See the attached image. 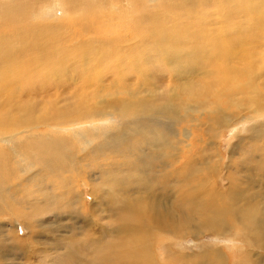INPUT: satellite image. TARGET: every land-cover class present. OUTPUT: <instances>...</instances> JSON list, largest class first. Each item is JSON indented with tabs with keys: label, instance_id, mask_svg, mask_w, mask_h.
Masks as SVG:
<instances>
[{
	"label": "bare ground",
	"instance_id": "1",
	"mask_svg": "<svg viewBox=\"0 0 264 264\" xmlns=\"http://www.w3.org/2000/svg\"><path fill=\"white\" fill-rule=\"evenodd\" d=\"M169 1L173 2V0ZM182 1L183 5L179 4L178 7L172 4L174 7L172 13L176 12L179 17H177L175 24H171L165 16H162L161 19L157 14L152 16L153 13H149L151 16H148V13L139 16L137 23H143L147 32L152 36L151 54L143 55L139 51L142 50L141 46L146 44L144 41L139 44L140 35L135 27L136 20L131 16L130 20H127L128 27L122 29L121 32L119 31L120 38L118 41L102 43L97 42L98 38L91 36L90 42L84 40L79 42L80 38H75V33H46L37 30L36 27L39 26V23L34 22V18L37 17V12H39L35 9L38 8L37 6H42L43 2L48 5V2H51L54 5L51 8L53 7L56 10V6L59 7V2L65 5L68 0H0V3L5 4L3 9H0V143L8 145L5 153L0 152V158L3 159L2 164L0 163V179L3 180L2 183L7 179L6 182L9 187H6V191L10 194L9 198L7 197L8 201L5 200L4 195L0 196V202L1 200L6 201L4 208L0 209V213L7 214L9 212L7 216L0 217V223L3 222L4 218L18 217L19 222L23 221L20 224L30 232L31 239L37 240L43 235V231L40 233L35 231L38 228L34 222L35 217L33 218L31 213H19L18 210L24 209L23 205L29 201V196L42 197L49 189L65 188L71 180L62 178V174L74 170H72L67 158L57 164L50 156V153L55 155L56 151L63 150L65 146L57 141L46 140L47 142L39 145L34 146V144L33 152L26 153L34 159H38L39 154H47V158L45 157V160L40 163L42 164L41 167L37 161V165L35 164L34 167L38 170L35 173L33 172L32 175L24 178V181L21 180V182L13 184L12 180L17 179V174H15L17 170L14 167V161L17 159L18 154L17 148L22 149L23 147L26 149L27 146L24 140L27 137L32 136L31 138L43 139L44 135L47 134L46 137L48 138L50 133L54 134L56 128L73 125L79 121H91L94 116L91 108L95 103L96 106L107 103L108 109L118 110V102L127 100L126 96L134 98L135 96H148L158 92L157 95L152 97V102L164 101L166 109H169L171 106L179 107L182 93L183 98L185 96L189 98V104L195 103L202 109L206 105L204 95L210 101L211 94H213L233 103L236 106L234 108L242 109L241 107L247 108L248 106V109L252 110V114L258 115V113H261L256 108L257 105L260 107L263 103L258 87L254 89V84L252 87L246 85L245 89H242L238 84H242L247 79H250L247 84H252L251 77L249 78L250 73L253 74V70L256 71V69L258 72L260 70L255 69L256 66L252 65V63L257 65V53L247 51L252 43L257 45L264 43V0ZM193 1H200L197 4L199 7L204 6L209 9L213 7L216 12L210 13L208 16L205 15L207 18L204 19L203 11L200 8L197 7L194 10L193 7H189L188 4ZM167 3L168 6H171L169 2ZM70 6L72 7L71 4ZM149 20L150 23L147 25ZM235 20L238 21L236 25ZM218 21L221 22L219 28L217 27ZM91 33L87 32V34ZM247 34H251L252 37H247ZM12 39L14 40L12 41ZM163 39L165 41L162 42ZM169 39H172L174 44H169ZM136 40L138 46L135 47ZM166 44L169 46L167 47ZM101 45L105 47V51H99ZM127 47L129 49L124 51ZM113 50L117 51L115 56L109 53ZM113 56L119 58L116 60L120 63H123L122 61L127 58L129 60L128 69L125 71L127 75L122 76L127 79L124 83L115 80H119V75H115L116 69L108 63L113 59ZM106 60L107 63H105ZM85 62L88 65L84 69ZM72 66H74V70L70 75L67 73V69ZM215 68H221L216 76H214ZM107 72L110 75H115V79L111 75L112 79L108 82L105 81L106 83H101V76L106 75ZM237 77L238 80H235ZM213 81L219 83L223 81V90L219 85L215 87ZM239 94L241 98L244 96L242 99L244 103L234 98ZM145 98L139 100L142 103H136L135 106L128 109L122 106L120 115L124 113V110L129 111V114L134 117H139V113H141L150 114L151 118H156L153 103H148V98L146 100ZM60 103H64L61 109L58 108ZM145 105L148 106L142 108ZM223 112L221 111V117L217 116L218 119L216 120V124L220 128L228 123L230 124L231 121L228 118L233 117L232 114L227 116ZM262 114H264L263 110ZM98 115L103 116V120H113L110 112L102 113V115L98 113ZM159 117V119L162 118ZM39 128H46L47 131L40 133L38 132ZM258 132L260 133V130ZM252 134L255 136V132L252 131ZM76 135V137L84 138L83 132H77ZM150 138L153 139L154 137ZM258 138L260 137L258 136ZM7 152L10 154H7ZM157 154V157L163 161L157 159L159 163L156 165L152 188L164 191L167 187H172L182 180L185 171L178 167L184 159L179 158V154L168 157L162 150ZM67 155L69 156L68 152ZM106 155L109 154H102L101 157L103 156V159H105L107 158ZM101 157L94 158L88 165L93 168L96 165L97 171L105 173L110 170V165L105 167L100 164ZM256 162L258 165L253 170L249 169L246 177L243 176L246 186L244 190H240L238 187L241 178L233 173L226 176L229 183V186L226 187L228 188L226 196L220 194L217 191L218 185L212 181L210 176L205 175L204 198L201 200L198 198L190 199L187 204L192 207L182 215L178 213L177 209H173L171 212L160 211V213H157L158 210L146 211L151 209L150 205L153 209L157 205L153 200L149 204V199L145 198L146 188L142 191V197L136 196L138 193L137 185L146 186L144 180L140 178L137 182L129 184L127 187L136 190H130V188H128V191L125 190L126 193L122 196L123 200H120L119 205L112 199L108 202L110 212L117 215L121 214V219L125 223L112 229L114 235H123L124 238L122 242L118 239L116 247H113V244L109 247L113 250L115 256L113 260L105 258V263L153 264L150 255V239L149 234H147L149 226L153 230L159 231V233L167 231L171 235L179 234L183 236L185 232H182L181 225L184 224V227L188 229V224L191 225V222L196 221L199 229H205L215 233V235H232L234 230H237V233L242 234L243 239L247 242L253 238L264 239V176L261 175L259 161ZM79 164L82 163L76 161V166L73 167L76 169ZM184 164V167L189 170L190 164L185 161ZM146 167H152V164L147 163ZM236 171L238 173L245 170L238 168ZM44 172L49 175L46 180ZM55 172L60 177V180L56 182L53 181ZM91 188L93 200L99 199V196L96 195L95 185H92ZM248 190L252 191L253 194H249ZM131 192L135 195H131ZM16 194L21 197L18 202L15 199ZM70 194L66 192L65 196L69 198ZM78 194L80 195L78 196ZM161 195H163V192H161ZM77 199H80V203L84 205L87 198L85 199L82 192H77ZM70 203L66 202L64 206L69 207L71 206ZM161 203L165 204L167 201L161 200ZM65 207H59V213H66ZM145 208L146 210H144ZM198 213L200 216L197 218ZM36 221L38 223V220ZM5 225L3 224V226ZM120 231L122 233H119ZM105 235L107 237V234ZM29 243L31 242H26L21 247L22 251L28 252V254ZM14 245L19 249V244ZM248 245L251 246L249 242ZM259 247L264 248L261 243ZM100 249L101 251L105 250L103 246H98L96 251L98 252ZM72 250L68 253L74 255L75 252ZM217 251H202L200 259L205 260V262L206 260L214 261L217 259V262H206L204 264H226L225 258L223 259L222 255L219 256ZM248 253L249 257L254 255L252 250ZM175 261L179 264H187L184 258Z\"/></svg>",
	"mask_w": 264,
	"mask_h": 264
},
{
	"label": "rangeland",
	"instance_id": "2",
	"mask_svg": "<svg viewBox=\"0 0 264 264\" xmlns=\"http://www.w3.org/2000/svg\"><path fill=\"white\" fill-rule=\"evenodd\" d=\"M167 2L171 6H168ZM48 3L49 5L43 2L42 6H37L38 8L35 9L39 11L37 12V17L34 18V22L39 23V26L36 27L37 30L50 34L75 33V38H80L79 42L82 40L90 42L91 36L98 38L97 42H116L120 38L119 31L121 32L122 29L128 27L127 22L131 16L136 20L137 25L135 24V27L137 33L140 35L139 44L142 41L146 44L141 46L142 50L139 51L143 55L151 54L152 36L147 32L146 26L143 23H137L139 16L145 13L151 16L150 14L153 13L152 16L157 14L160 19L162 16H165L171 24H175L179 17L176 12L172 13L174 10L173 5L177 7L179 4L183 5L182 0H173V2L169 0H68L65 5L59 2L60 8L55 5L56 10H54L53 7L51 8L54 5L51 2ZM198 3L200 1H193L188 5L189 7H193L194 10L198 7L203 11L204 17H199L205 19L210 13L216 12L213 7L210 9L204 6L199 7ZM4 5L0 3V9H3ZM171 16L173 18H169ZM149 23L150 20L147 25ZM220 23L219 21L217 22L218 28ZM237 23L238 21L235 22V25ZM87 32H92V35L87 34ZM247 37L252 36L251 34H247ZM138 42L137 40L135 41V47L138 46ZM169 44H174L172 39H169ZM260 45L252 43L249 45L247 51H254L258 55L257 65L256 63H252V65L256 66L255 69L258 68L260 70L259 72L257 69L256 71L253 70V74L250 73L249 75L253 85L247 84L250 79L244 81V84H238L242 89H245L246 85L252 87L255 84L253 88L258 87L257 89L260 90V98H263V103L260 107L258 105L256 107L261 112L258 115L252 114V110L248 109V106L247 108L241 107L242 109L234 108L236 106L233 103L228 102V100L226 101L224 98H218L213 94H211L210 101L204 95L206 105L202 108L203 110L195 103L189 104V98L187 96L183 98L182 93L179 104L180 108L171 106L169 109H166L164 101L152 102V97L158 94V92H155L153 95H139L134 98L126 96L127 100H120L118 102V110L108 109L107 103L101 106H96L95 103L92 106L93 108H91V112L94 115L91 121H79L73 125H64V127L56 128L57 130L53 132L54 134L50 133L48 138L46 137L47 134L44 135V140L37 137L31 138L32 136L27 137L28 139L25 138L24 141L28 150L26 151L23 147L22 149L17 148L18 154L17 159L14 161V167L18 172L15 171L17 179L12 180L13 184H17L21 180L24 181V178L29 177L33 172L35 173L38 170L34 167L37 165L36 162L38 161L39 166L42 165L40 163L42 160H45V157L47 158V154H39L38 159H34L26 153L33 152L34 144L36 146L50 140L53 142L57 141L65 146L63 150L56 151L55 155L50 153L53 160L58 164L59 161L66 160L67 158L74 171L71 172L69 170L70 172L62 174V178H69L71 180L66 187L64 186L65 188L49 189L42 197L29 196L30 202L28 201L29 203L27 202L23 205L24 209L18 210L19 213H31L33 218L35 217L34 222L36 223V227L38 226L35 231L39 233L43 231L45 233L40 238L37 240L31 239L29 236L30 232L20 224L23 221L19 222L18 217L11 216L3 219V222L0 223V264H106L105 258L113 260L115 256L113 250L109 249V247L112 244L113 247H116L118 239L122 242L124 238L123 235H114L112 229L125 223L121 219V214L117 215L110 212L108 202L112 199L119 205L121 203L120 200H123L122 196L126 193L125 190H129L128 188L130 190L137 189L138 193L136 196H139V198L142 197V191L146 188L145 198L149 199V204L153 200L157 206L153 209L152 205H150L151 209L146 210L145 208L144 210H158L157 213H160V211L171 212L173 209H177L178 213L182 215L191 209L192 206L187 204L190 199L198 198L201 200L204 198L205 175L212 178V181L218 185L217 191L225 196L228 189L226 187L229 186L226 176L229 173H233L238 178H241L238 182L240 190H244L246 187L243 176L246 177L247 171L249 169L253 170L258 165L256 161H259L261 175L264 176V114H262V110L264 111L262 109L264 108V43ZM166 46L168 47L169 45L166 44ZM128 49L127 47L124 51ZM99 51H105V47L101 45ZM109 53L115 56L117 51L113 50L109 51ZM114 56V61L112 59L108 63L112 64L116 69L115 75H119V80L115 79V75H111L116 81L124 83L127 79L122 76L127 75L125 71L128 69L129 60L127 58L125 61H122L123 63H120L116 60L119 58ZM105 63H107V60ZM87 65L88 63L85 62L83 68L85 69ZM73 70L74 66L68 68L67 73L71 75ZM220 70L221 68H215L214 76ZM111 75L108 72L106 75L103 74L100 78L101 83H106L112 79ZM235 80H238V77ZM213 83L215 87L219 85L221 86V90H223V81L222 83L213 81ZM144 97L148 98V103H153L152 106L155 108L156 118H151L150 114L141 113H139V117H134L129 114V111L124 110V113L120 115L122 106L128 109L131 106H135L136 103H142L139 100ZM236 97L234 98L244 103L242 100L244 96L241 98L239 94ZM63 106L64 103H60L58 108L61 109ZM147 106H142V108ZM221 111H224L223 113L227 116L229 114L233 116L232 118H228L231 121L230 124L228 123L222 128L216 124L218 117H221ZM106 112L112 114V121H106L107 119H102L103 116H97L98 113L102 115V113ZM159 116L162 118L159 119ZM257 130H260V133ZM44 131L46 132L47 129L39 128L38 132L45 133ZM252 131L255 132V136L252 134ZM77 132H83L84 138L76 137ZM154 132L156 133L154 134ZM150 137H154L155 139H151ZM39 141L41 142L39 143ZM0 144V152L5 153L8 145L5 143ZM4 145L6 146L5 148L3 147ZM2 149H5L4 152ZM160 150L168 157L179 154V158L184 159L178 167L185 171V174L182 175V180L175 183L172 187H167L164 191L152 188L156 165L159 163L158 160L163 161L157 157V153ZM7 154L10 153L7 152ZM102 154H109L106 155V160L103 159V156L101 157ZM96 157H101L99 162L103 166L110 165V170L103 173L97 171L96 165L94 168L88 165ZM75 160L78 163H82L77 165L76 169L73 167L76 166ZM2 161L3 159L0 158L1 164ZM184 161L190 164L189 170L184 167ZM147 163H151L152 167H146ZM238 168H243L245 171L236 173V169ZM48 176V173L44 172L45 180ZM140 178L144 180L146 186L137 185L136 189L127 187L129 184L137 182ZM6 180L3 184V180L0 179V196L4 195L6 197L5 200L8 201L10 194L6 191V187H9ZM58 180H60V177L55 172L53 174V181L56 182ZM242 180L243 182H241ZM90 182L92 185H95L96 195L99 196V199L93 200ZM26 192L25 194H27ZM66 192L71 193L69 198L65 196ZM77 192H82L85 199L87 198L84 205L80 203V199H77ZM161 192H163V195H161ZM248 192L249 194H253L252 191L248 190ZM108 195L110 196L107 197ZM131 195L135 194L131 192ZM20 198L16 194V202ZM5 200H1L0 209L4 208L6 204ZM161 200H166L167 203L162 204ZM66 202H71V206L65 207L64 204ZM61 206L65 207L66 213H59L58 208ZM8 213H0V217L7 216ZM199 216L200 214L198 213L197 218ZM36 220H38V223ZM3 224L6 225L3 226ZM197 224L196 221L191 222V225L188 224V229L184 227V224L181 225L182 232H185L183 236L179 234L171 235L167 231L159 233V231L153 230L149 226L147 234H149L150 255L153 264H179L175 261L179 258L186 259L187 264L217 262V259L214 261L206 260V262L200 259L201 252L206 250H218V255H222L223 259L225 258L226 264H264V248L261 249L259 247L260 243L264 247V239L253 238L248 241L251 245L249 246L248 242L243 239L242 234L237 233V230H234L232 235H215L213 232L199 229ZM192 225L193 227L191 228ZM187 231L188 234L186 235ZM119 233H122V231ZM105 234H107V237ZM26 242L32 243H29V254L21 249ZM14 244H19V249ZM98 246H103L105 250L101 251L100 249L97 252ZM70 250L75 252L76 255L68 253ZM251 250L254 255L249 257L248 252ZM112 260L111 262H113Z\"/></svg>",
	"mask_w": 264,
	"mask_h": 264
}]
</instances>
